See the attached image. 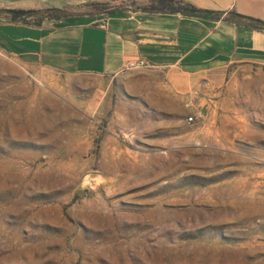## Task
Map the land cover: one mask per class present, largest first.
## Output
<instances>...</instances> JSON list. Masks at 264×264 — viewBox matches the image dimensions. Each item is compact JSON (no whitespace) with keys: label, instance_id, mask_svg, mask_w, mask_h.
I'll use <instances>...</instances> for the list:
<instances>
[{"label":"rangeland","instance_id":"374dc122","mask_svg":"<svg viewBox=\"0 0 264 264\" xmlns=\"http://www.w3.org/2000/svg\"><path fill=\"white\" fill-rule=\"evenodd\" d=\"M167 83L0 48V264H264V63L228 66L202 116Z\"/></svg>","mask_w":264,"mask_h":264},{"label":"crops","instance_id":"0c3cea01","mask_svg":"<svg viewBox=\"0 0 264 264\" xmlns=\"http://www.w3.org/2000/svg\"><path fill=\"white\" fill-rule=\"evenodd\" d=\"M1 1L0 48L19 55L37 73L112 79L122 76L129 62L144 59L183 94L195 115L207 114L215 102L207 98L208 90L221 87L228 66L264 63V25L248 18L142 8L148 0L117 4L112 11L100 4L104 0ZM185 1L222 15L236 11L264 20V0ZM5 8L37 13L11 19ZM51 8L61 10L58 17Z\"/></svg>","mask_w":264,"mask_h":264},{"label":"trees","instance_id":"16d2710c","mask_svg":"<svg viewBox=\"0 0 264 264\" xmlns=\"http://www.w3.org/2000/svg\"><path fill=\"white\" fill-rule=\"evenodd\" d=\"M105 3L106 2H100V4H105ZM117 6L118 5L115 3L112 5V7L108 8V10L112 11ZM141 7L145 9H150V10L180 12L183 14L197 15L201 17H207V16L208 17L212 16L215 18L222 17L225 19H233L235 21H238L243 18H248L255 22L262 23L264 25V20L250 17V16L244 15L236 11H228L222 15L221 10H212V9L197 7L191 2L185 1V0H148V3L145 5H142ZM4 10L10 14L11 19H15L16 17H21V19L23 20L25 15L37 13V9H34V8H26V9L24 8H5ZM48 10H50L49 12H51V15L54 17H58L59 13H61V10L58 8H51Z\"/></svg>","mask_w":264,"mask_h":264},{"label":"built area","instance_id":"2783aa9c","mask_svg":"<svg viewBox=\"0 0 264 264\" xmlns=\"http://www.w3.org/2000/svg\"><path fill=\"white\" fill-rule=\"evenodd\" d=\"M150 67V64L144 60V59H140V60H137V61H131L128 63L127 67L128 68H133V67ZM187 119L189 121H192L193 117L192 116H188Z\"/></svg>","mask_w":264,"mask_h":264},{"label":"water","instance_id":"95a60500","mask_svg":"<svg viewBox=\"0 0 264 264\" xmlns=\"http://www.w3.org/2000/svg\"><path fill=\"white\" fill-rule=\"evenodd\" d=\"M100 176L96 173H88L84 176V180L85 182L89 183L91 187H93V185L99 181Z\"/></svg>","mask_w":264,"mask_h":264}]
</instances>
